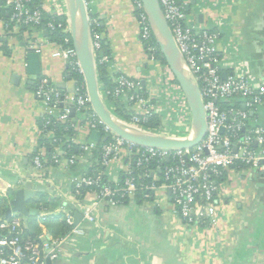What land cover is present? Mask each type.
I'll list each match as a JSON object with an SVG mask.
<instances>
[{"label":"built area","instance_id":"1","mask_svg":"<svg viewBox=\"0 0 264 264\" xmlns=\"http://www.w3.org/2000/svg\"><path fill=\"white\" fill-rule=\"evenodd\" d=\"M4 1L10 9L8 21L4 24L6 30L10 25L23 28L43 26L47 32L56 26L64 33L70 32L68 18L66 24L60 21L55 24L53 18L67 17L60 0H51L53 10L50 14L53 17L45 25L42 24V7L32 5V0ZM190 1L158 0L185 68L198 89L204 111L205 132L192 147L145 146L119 136L89 103L82 69L70 38L63 37L61 42H55L45 36L43 42L55 45L52 57L64 63V77L70 89H58L44 77L36 82L33 94L41 115L35 133L37 140L48 139L52 150L47 154L44 146L36 148L31 164L39 172L48 165L66 170L78 164L89 166V157L97 143H102L99 154L103 170L95 175L80 173L72 178L76 196L85 187L94 197V202L85 205L81 213L87 222L93 221L91 211L94 205L114 207L137 194L148 198L156 190L165 189L169 192L172 210L181 221L187 225L215 228L219 212L216 197L225 172L230 168L260 172L264 169V123L259 116V108L264 105V82L252 79L248 71L236 65L231 64L229 70L223 68L224 53L218 47L221 31L215 26L200 24L197 9H194L198 7L202 11L204 6L199 3L191 9ZM132 2L136 9L139 40L150 58L155 60L156 46L152 43L154 35L147 12L142 0ZM83 3L95 67L107 63L108 69L110 57L100 51L101 33L90 28V0H83ZM92 22L98 26L97 19ZM39 44L31 42L28 48L39 53ZM155 63L159 66L156 60ZM74 73L82 76L81 83L71 79L70 75ZM158 73L154 82L148 78L145 83L116 70L112 74V87L106 92L99 90L100 97L102 100L106 96L124 98L131 111L129 121L125 122L133 127L149 131L139 125L157 114L161 115V126L156 132H149L173 138L187 137L192 130L187 100L168 66H159ZM71 109L74 110L73 116L70 115ZM57 123H65V130L72 131L66 148L62 147L61 136L57 134ZM179 126L185 129L178 130ZM92 131L100 134L99 141L87 139ZM72 146L75 153L68 150ZM117 164L122 165V171H118L115 178L118 180H112L106 171ZM134 171H140L141 180L133 175ZM56 213L60 211L43 209L37 214L42 218ZM61 213L69 230L56 237L46 231L25 237L21 216L11 213L8 219L0 217V230L3 231L0 235V264H46V260H57L69 239L85 235V229L79 222L75 223L72 213Z\"/></svg>","mask_w":264,"mask_h":264},{"label":"crops","instance_id":"2","mask_svg":"<svg viewBox=\"0 0 264 264\" xmlns=\"http://www.w3.org/2000/svg\"><path fill=\"white\" fill-rule=\"evenodd\" d=\"M60 3L67 14L68 1ZM199 3L204 8L195 7L197 21L221 31L218 47L224 53L223 68L236 65L264 82V0H192L190 8ZM89 7L108 49V72L117 70L146 83L159 68L139 40L132 0H90ZM42 10L51 13L52 1L43 0ZM4 24L0 19V195L9 188L33 192L31 197L42 192L57 201L54 210L81 214L85 205L94 202L89 193L80 199L73 192L72 178L83 165L67 170L48 165L39 172L31 164L41 115L33 89L44 77L52 86L69 90L64 63L52 57L55 45L43 42L42 30L13 26L6 31ZM31 42L41 43L40 74L35 76L26 73ZM259 116L264 123V105ZM119 170L121 164L106 173L118 180ZM28 199L25 204L31 207ZM216 199L215 228L181 221L165 189L114 207L94 205L93 221L79 220L85 235L69 239L50 264H264V169H228ZM37 222L40 231L48 233L40 218Z\"/></svg>","mask_w":264,"mask_h":264},{"label":"water","instance_id":"3","mask_svg":"<svg viewBox=\"0 0 264 264\" xmlns=\"http://www.w3.org/2000/svg\"><path fill=\"white\" fill-rule=\"evenodd\" d=\"M68 12L67 18L70 27V35L73 47L79 60L86 91L89 97V103L98 116L104 120L113 131L119 136L139 145L153 147H192L196 145L205 132V117L199 92L189 72L185 68L183 60L173 41L170 29L163 17L158 0H142L147 12L148 19L152 26L153 35L159 49L165 59L166 65L174 76V79L180 86L184 94L191 113L192 130L190 135L183 138H173L161 134L151 133L133 127L124 120L116 117L104 104L99 94L97 81V71L93 60L90 47V31L88 16L84 7L83 0H67ZM201 19L202 15H198ZM43 35L47 36L44 27ZM150 57V56H149ZM26 73L30 76L40 74L39 55L35 52H29L26 55ZM70 115H74V110H70ZM90 138L99 141L100 134L92 131ZM106 137H104V140ZM33 192L18 189L10 200V206L6 210L5 218H9L11 213H20L24 217L36 215L38 210L25 204L28 197L33 196ZM75 223L82 219V214L76 212L73 214ZM46 264H50L46 260Z\"/></svg>","mask_w":264,"mask_h":264},{"label":"trees","instance_id":"4","mask_svg":"<svg viewBox=\"0 0 264 264\" xmlns=\"http://www.w3.org/2000/svg\"><path fill=\"white\" fill-rule=\"evenodd\" d=\"M42 1L43 0H32L31 4L35 5V6H40L42 7ZM5 1L4 0H0V19H2L5 23L8 21V17H9V12L10 9L8 7H3L5 6ZM52 15L50 13H47L45 11H43V20H42V24H46V22H48L49 20H52ZM55 20V24H57L58 21H60L63 24H66V20L67 17L66 16H61V17H53ZM91 24H90V28L92 31L95 32H100L101 31V27L100 24L98 22V26L95 27V24L92 22L93 19H95V16L92 14L91 17ZM13 28L12 25L8 26V30H11ZM25 28H30L29 27H25ZM35 28H37L38 30H41V26H36ZM47 37L48 39H50L51 41H55V42H61L63 40V37H69L70 38V42H72L71 40V35L70 32L64 33L61 29H59L58 27L55 26V29L53 31H49L47 30ZM152 43L153 45L156 46V51L154 53V57L156 62H158L160 67H165L166 62L165 59L159 49V46L157 45L154 36H152ZM102 53L108 54V49L107 46L105 45V41L102 38L101 40V50ZM96 71H97V81H98V85H99V90L101 92H106V90H108L109 88L112 87L113 82H112V74H110L107 70V63H104L103 65H99L97 64L96 66ZM71 79H75L78 83H81L83 81V78L80 74L78 73H74L71 74ZM174 82H176L174 80ZM177 83V82H176ZM104 104L106 105V107L119 119L124 120V121H129L130 115H131V111L128 109L126 101L124 98H119V99H114L111 96H106L103 100ZM161 115H157V114H153L147 123H144L141 126L142 128L152 131V132H156L159 129V126H161ZM38 123H40V121L38 120ZM66 124L65 123H57V134L59 136H61L62 139V147L66 148V145L69 143L67 142V139L69 138L70 134L72 133V131L70 129H68L67 131L65 130ZM90 136H88L87 139H89ZM102 143H97L96 148L93 150V153L91 155V157H89V160L91 161V165L88 166V164L85 166L83 165V167H81V173H85L88 175H95L99 172H101L103 170L102 165L100 164V154H99V150L101 147ZM41 146H44L46 149V153L49 154L51 152V145L48 142V139H43V138H39L37 140V149ZM69 152L71 153H75V147L72 146L70 149L68 148ZM34 154V152L31 154V156ZM80 165V164H78ZM77 165H73L70 167V169L72 168H76ZM139 174L140 171H134L133 175L139 179ZM122 173L120 176V179L122 178ZM105 180V179H102ZM141 180V179H139ZM15 189H7L5 192V195H0V217L2 219H8L5 218V214H6V210L8 209V207L10 206V200L13 198L14 194H15ZM89 192L88 188H81L80 191V195H77L78 198L82 199L85 194H87ZM134 198L137 199H145L146 197H143L140 194H137ZM29 203V205L39 211L43 210V209H52L54 210L55 207L57 206V201L50 199L45 193L39 192L36 194L35 197H31L30 199H28L27 201ZM19 216H21L23 218V235L25 237L29 236V237H34L35 235H37L40 232V229L38 227V214L36 215H28L26 217H24L22 214L20 213H16ZM42 224L45 226V228L48 231V234H50L53 237L56 236H61L64 235L68 230H69V226L67 225V223L65 222V218H64V214L63 213H56V214H51V215H45L42 218H40ZM3 233L2 230H0V235Z\"/></svg>","mask_w":264,"mask_h":264},{"label":"rangeland","instance_id":"5","mask_svg":"<svg viewBox=\"0 0 264 264\" xmlns=\"http://www.w3.org/2000/svg\"><path fill=\"white\" fill-rule=\"evenodd\" d=\"M153 67L155 68V66H153ZM156 67L159 68L158 65H157ZM158 74H159V73H158V70H157V72L153 75V77H149V79H150L152 82H154V81H155V78H156V76H157ZM180 129H185V127H181V126H179L178 130H180Z\"/></svg>","mask_w":264,"mask_h":264}]
</instances>
